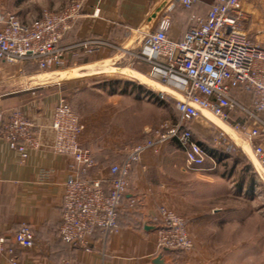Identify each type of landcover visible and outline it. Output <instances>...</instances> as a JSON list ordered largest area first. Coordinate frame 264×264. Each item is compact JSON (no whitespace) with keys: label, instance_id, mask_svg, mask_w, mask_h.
Here are the masks:
<instances>
[{"label":"crops","instance_id":"crops-1","mask_svg":"<svg viewBox=\"0 0 264 264\" xmlns=\"http://www.w3.org/2000/svg\"><path fill=\"white\" fill-rule=\"evenodd\" d=\"M65 1L0 0V11H9L31 24L43 9L60 10ZM163 3L166 6L152 31L169 16V36L177 40L197 19L206 20L211 9L210 0H197L189 8L174 0H85L83 15L60 43L69 47L61 70L44 73L26 63L0 61L2 121L20 107L34 124L41 143L39 150H29L23 162L20 153L0 136V230L13 239L26 226L35 238L29 248L15 245L14 252L2 256L0 264H153L161 253L165 264H246L264 256L260 230L247 235L246 218H240L235 209L230 211L229 204L213 208L211 216L202 217L195 209L197 212L187 217L194 242L192 253L158 247L153 216L161 207L180 216L187 214L195 183L201 180L198 178L207 175V180L216 182L218 170L230 167L227 174L221 171L222 180L230 181L236 173L243 182L256 179L243 185L242 191L264 182L252 144L235 134L231 123L227 128L234 149L228 154L215 148L213 137L209 141L199 139L208 134L207 121L212 120L208 113L188 126L195 141L211 150L202 167L188 168L185 146L177 140L165 142L158 154L145 152L141 156L120 208L119 234L105 237L96 233L90 239V251L70 245L60 236L61 206L72 160L53 149V119L59 104L69 103L79 116L83 126L80 144L96 162L92 175L105 190L109 189L108 166L124 161L134 139H148L161 123L173 124L179 118L175 106L157 94L170 88L153 75L151 64L138 57L145 35L142 28ZM243 11L247 20L253 14L260 25L258 30L264 33V0L259 5L248 0ZM88 42L104 44L88 46ZM54 87L59 91L53 93ZM149 112L154 113V121L149 119ZM233 168H237L234 174Z\"/></svg>","mask_w":264,"mask_h":264},{"label":"built area","instance_id":"built-area-1","mask_svg":"<svg viewBox=\"0 0 264 264\" xmlns=\"http://www.w3.org/2000/svg\"><path fill=\"white\" fill-rule=\"evenodd\" d=\"M174 1L189 8L197 0ZM210 1L207 19H197L182 39L169 36V16L144 35L138 57L151 64L153 75H158L161 83L173 92L179 118L176 123L161 125L152 138L131 143L124 161L108 166V190L92 175L96 162L80 144L83 126L79 116L67 102L56 107L53 149L72 160L61 206L60 236L64 242L90 251V239L96 233L101 232L105 237L120 233V208L145 152L156 155L165 142L177 140L186 148L187 167H202L211 157V150L195 141L188 126L205 113L226 125H217L212 140L215 148L224 150L225 155L234 149L227 128L231 123V130L252 144L253 155L264 172V36L253 38L247 34L244 22L248 16L243 5L248 0ZM84 7L85 0H71L60 10L45 8L31 24L23 23L9 11H0V61L26 63L44 73L61 70L69 47L60 43L71 25L83 15ZM93 43L104 44H87ZM103 77L101 74L100 78ZM157 94L165 98L164 91ZM2 112L0 105V136L25 162L29 150L41 147L34 124L20 107L12 110L7 121H2ZM152 222L161 250L185 254L194 251L187 219L161 207ZM34 244V235L26 226L13 239L0 230V259L12 254L15 245L29 248Z\"/></svg>","mask_w":264,"mask_h":264},{"label":"rangeland","instance_id":"rangeland-1","mask_svg":"<svg viewBox=\"0 0 264 264\" xmlns=\"http://www.w3.org/2000/svg\"><path fill=\"white\" fill-rule=\"evenodd\" d=\"M45 1H48V0H45ZM69 1L71 0H66L65 3ZM253 2L256 5H259L262 3V0H253ZM244 26L247 31V34L250 37L260 38L262 35H264L263 32H260L258 30L260 25H259V22L253 16V14L250 20H246L244 22ZM172 93L173 92L171 90L166 91L165 98L163 99H165V101L168 102L171 106H174L173 99H172ZM148 115H149V119L151 121H154L155 119L154 113L149 112ZM209 117L214 122L218 121L212 116H209ZM212 120L207 121L209 125L208 134L199 139L204 140V141H209V139L215 136L218 126H216L215 124H212L213 123ZM164 123H167V122L161 123L157 128H155L154 132ZM137 140L144 141V140L137 138V139H134L131 143ZM236 169L237 168L231 169L232 170L231 172L233 173V171ZM239 170L240 168H238V171ZM221 171H225V173L227 174L230 171V167H221V169L218 170L216 174L217 177L214 178L216 182H211L207 180V178H205V176L207 175L203 176V178L196 175V177L197 178L200 177L198 179H201V180H198V182L195 183V190H194L195 192L192 193L190 197V204H191L190 209L187 211V214H185L182 217L187 219V217H190V215L194 214V212H197V211H198L197 214H200L202 217L211 216V211L213 208L217 206L220 208L222 206H227L229 204L228 209L230 211H232L231 209H235L236 212L239 213L240 218L241 217L246 218L244 228H245L247 235H252L254 232V229L257 230L258 228V230H260L259 232L261 234L262 249L264 250V247H263L264 245V182L261 181L260 183H256L257 186L255 188L253 187L245 191H242L243 185L245 184L250 185L251 183L250 181H255L256 179L252 180L251 178L249 181L243 182L240 178L241 176L239 173H236V174L233 173L235 178L234 177L231 178L230 181L227 179L222 180L220 177L222 173ZM211 183H214V184H211ZM246 264H264V256L260 258H256L254 260L253 259L247 260Z\"/></svg>","mask_w":264,"mask_h":264},{"label":"water","instance_id":"water-1","mask_svg":"<svg viewBox=\"0 0 264 264\" xmlns=\"http://www.w3.org/2000/svg\"><path fill=\"white\" fill-rule=\"evenodd\" d=\"M165 4H161L151 15L150 17L147 19V21L145 22L143 28H142V32L144 34H148L152 31L159 15L161 14V12L163 11V9L165 8ZM132 75L134 73L130 72ZM53 93L58 92L59 88L58 87H54L51 90ZM154 230L156 229V227L153 228ZM166 250H170V249H166ZM153 264H165L164 260H163V254L161 253L154 261Z\"/></svg>","mask_w":264,"mask_h":264},{"label":"trees","instance_id":"trees-1","mask_svg":"<svg viewBox=\"0 0 264 264\" xmlns=\"http://www.w3.org/2000/svg\"><path fill=\"white\" fill-rule=\"evenodd\" d=\"M202 143H204V142H202Z\"/></svg>","mask_w":264,"mask_h":264}]
</instances>
